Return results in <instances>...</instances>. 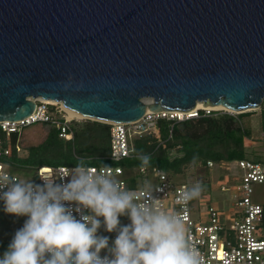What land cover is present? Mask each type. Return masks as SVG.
<instances>
[{
    "label": "water",
    "instance_id": "1",
    "mask_svg": "<svg viewBox=\"0 0 264 264\" xmlns=\"http://www.w3.org/2000/svg\"><path fill=\"white\" fill-rule=\"evenodd\" d=\"M36 98L133 122L264 99V0H0V120Z\"/></svg>",
    "mask_w": 264,
    "mask_h": 264
},
{
    "label": "clouds",
    "instance_id": "2",
    "mask_svg": "<svg viewBox=\"0 0 264 264\" xmlns=\"http://www.w3.org/2000/svg\"><path fill=\"white\" fill-rule=\"evenodd\" d=\"M137 158L142 169L149 166V156ZM107 169L80 159L67 175L41 177V183L0 177L3 210L27 217L0 264H202L184 218L161 209L151 183L130 190ZM201 191L199 183L185 187L177 203L186 205ZM122 215L130 220L126 226ZM101 226L117 233L111 246L97 234Z\"/></svg>",
    "mask_w": 264,
    "mask_h": 264
},
{
    "label": "built area",
    "instance_id": "3",
    "mask_svg": "<svg viewBox=\"0 0 264 264\" xmlns=\"http://www.w3.org/2000/svg\"><path fill=\"white\" fill-rule=\"evenodd\" d=\"M36 107L28 116L16 120H0V177H12L18 180H33L41 183V177L60 178L67 175L71 168L65 165L41 166L33 175L12 169L9 161L4 159L10 155L9 141L13 132L19 133L25 127L37 123L50 124L59 129V137L71 139L73 132L71 123L76 117L69 118L60 102L50 103L43 98H36ZM213 108L197 107L187 110H162L152 112L147 110L144 115L133 122H115L110 124V149L105 157L111 161L107 171L113 174L130 190H136L141 182H150L152 173L153 196L159 199L162 210L176 211L185 222L188 238L201 256L202 264H264V206L252 198L253 185L264 184V163L248 158L231 161L214 162L208 160L206 165L211 168L217 165L223 172L222 176L211 181V187H217L221 192L230 195L227 206L210 202L204 211L195 203L196 198L186 205L177 203L179 194L185 187H191L187 181L175 182L166 172L153 168L151 171L139 167L138 173L145 175L139 178L137 185H131L125 175L121 162L132 156L131 138L149 130H154L159 119L182 121L188 118L210 115ZM228 112L230 111H221ZM244 139V144H245ZM18 148V147H17ZM101 167L105 164H92ZM67 179V178H66ZM79 218V214H76ZM194 215V216H193ZM126 219V215L119 217ZM111 246L115 237L106 235ZM102 250L100 255H107Z\"/></svg>",
    "mask_w": 264,
    "mask_h": 264
},
{
    "label": "trees",
    "instance_id": "4",
    "mask_svg": "<svg viewBox=\"0 0 264 264\" xmlns=\"http://www.w3.org/2000/svg\"><path fill=\"white\" fill-rule=\"evenodd\" d=\"M249 112L232 114L214 111L210 115L172 121L161 118L154 130L135 134L131 138L132 156L123 160L121 165L131 185H137L141 161L139 155L149 156L148 171L158 168L170 177L182 173L185 167L201 165L207 168V161L220 162L248 158L264 163V155L249 157L244 139L251 137V131L244 125L243 117ZM261 125L264 130V101L260 106ZM44 139L35 145L21 146L19 133L10 137V155L5 158L15 171L33 175L41 166H76L80 159H89L92 164H111L105 157L110 149V124L85 119L71 123L73 137H59V129L50 124ZM264 138V137H263ZM18 147V148H17ZM24 151L22 154L21 152ZM193 157L196 163L193 165ZM210 189L208 181L203 185Z\"/></svg>",
    "mask_w": 264,
    "mask_h": 264
},
{
    "label": "rangeland",
    "instance_id": "5",
    "mask_svg": "<svg viewBox=\"0 0 264 264\" xmlns=\"http://www.w3.org/2000/svg\"><path fill=\"white\" fill-rule=\"evenodd\" d=\"M264 101V99H263ZM220 111H228L222 108H214ZM249 112L248 115L243 117L244 125L251 131V137L246 138L245 147L246 153L249 157L253 158L254 156L264 155V130L261 125L260 118V107L246 110ZM237 112H233V114ZM86 118L76 117L73 121L83 122ZM47 133V126L44 123H37L25 127L19 132L18 141H20L21 146L35 145L40 143ZM22 154L24 151L21 152ZM223 172L220 168L215 165L214 167L204 168L201 165L188 166L184 168V171L179 174H175L172 178L175 182L187 181L191 186L199 183L201 185L202 191L200 195L196 198V205L204 211L206 206L212 202L223 207L227 206L230 195L227 192H221L217 187H211L210 189L204 188L205 182L208 181V184H211V181L216 180L221 177ZM152 173H149L150 183L153 184L154 179L152 178ZM213 186V185H212ZM252 198L256 202L264 206V184L256 183L253 185ZM194 216V215H193ZM27 219L25 216H15L13 214H8L3 210V201H0V256L7 250L8 245L10 244L15 232L23 226L24 221ZM102 220V218H100ZM120 226H126L128 224L127 220L120 219ZM113 234L114 236L117 233L107 232L103 226L98 229L97 234L100 236H106L107 234Z\"/></svg>",
    "mask_w": 264,
    "mask_h": 264
},
{
    "label": "bare ground",
    "instance_id": "6",
    "mask_svg": "<svg viewBox=\"0 0 264 264\" xmlns=\"http://www.w3.org/2000/svg\"><path fill=\"white\" fill-rule=\"evenodd\" d=\"M46 101H48V102H50V103H54V102H56V101H54V100H51V99H45ZM62 105V104H61ZM196 106L197 107H207V108H222L221 106H218V105H211V104H209V105H206V106H204L201 102H198L197 104H196ZM62 107H63V105H62ZM64 109H65V111H66V113H67V116L69 117V118H73V117H82L80 114H78L77 112H75V111H73L72 109H70V108H68V107H63ZM223 109V108H222Z\"/></svg>",
    "mask_w": 264,
    "mask_h": 264
}]
</instances>
